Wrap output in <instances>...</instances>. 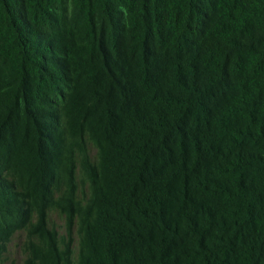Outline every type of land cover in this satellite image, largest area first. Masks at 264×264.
I'll use <instances>...</instances> for the list:
<instances>
[{
    "label": "trees",
    "instance_id": "obj_1",
    "mask_svg": "<svg viewBox=\"0 0 264 264\" xmlns=\"http://www.w3.org/2000/svg\"><path fill=\"white\" fill-rule=\"evenodd\" d=\"M18 232L20 264H264V0H0V264Z\"/></svg>",
    "mask_w": 264,
    "mask_h": 264
},
{
    "label": "rangeland",
    "instance_id": "obj_2",
    "mask_svg": "<svg viewBox=\"0 0 264 264\" xmlns=\"http://www.w3.org/2000/svg\"><path fill=\"white\" fill-rule=\"evenodd\" d=\"M53 220L57 223L58 228L63 229L64 221L57 214L52 215ZM24 241V233L15 234L8 245V251L5 254L4 261L1 264H20L23 261L24 253L22 251V243Z\"/></svg>",
    "mask_w": 264,
    "mask_h": 264
}]
</instances>
